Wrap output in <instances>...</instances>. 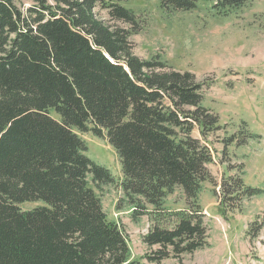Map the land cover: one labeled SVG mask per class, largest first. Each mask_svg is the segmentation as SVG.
Returning a JSON list of instances; mask_svg holds the SVG:
<instances>
[{"label":"trees","instance_id":"trees-1","mask_svg":"<svg viewBox=\"0 0 264 264\" xmlns=\"http://www.w3.org/2000/svg\"><path fill=\"white\" fill-rule=\"evenodd\" d=\"M25 1L23 8L0 0V264H145L132 258L124 229L103 208L99 191L113 175L85 154L77 132L105 137L116 152L121 201L133 221L150 220L142 235L147 262L208 246L204 182L224 216L263 189L245 183L241 163L219 182L212 175L204 138L220 124L201 104L202 83L132 51L137 15L122 0ZM158 1L191 10L198 0ZM177 188L185 205L167 207ZM29 201L40 203L21 208ZM263 225L264 216L248 223L250 240Z\"/></svg>","mask_w":264,"mask_h":264},{"label":"rangeland","instance_id":"rangeland-1","mask_svg":"<svg viewBox=\"0 0 264 264\" xmlns=\"http://www.w3.org/2000/svg\"><path fill=\"white\" fill-rule=\"evenodd\" d=\"M15 3L23 8L29 5L25 0ZM120 3L137 15L138 30L129 35L136 55L143 59L159 57L177 70L193 72L202 83L201 104L218 115L220 124L219 129L204 138L212 151L213 159L208 164L211 171L228 175L238 170L231 166L241 163L245 183L263 189L259 195L244 200L241 210L232 212L237 213L230 219L232 224L241 227L247 222L248 227L249 220L264 216V0H247L240 7L220 11L214 7L216 0H198L191 10L165 9L158 0ZM77 133L86 142L85 154L108 168L115 179L99 191L107 217L124 229L132 258L152 264L144 258L148 250L142 242L150 220L142 215L133 221L130 207L121 201L118 182L122 172L116 152L105 137ZM195 133H199L197 128ZM232 134L234 141L224 145ZM207 184L213 186L208 181ZM203 192L214 197L209 187ZM169 195L177 199L181 191L177 188ZM39 203L29 201L20 206L28 209ZM263 227L257 237L250 240L248 236L251 255L260 253L256 248H264ZM221 230L225 231V227ZM204 248L183 254L180 259L168 258L153 264H203ZM226 261L231 264L229 257L222 264Z\"/></svg>","mask_w":264,"mask_h":264},{"label":"crops","instance_id":"crops-1","mask_svg":"<svg viewBox=\"0 0 264 264\" xmlns=\"http://www.w3.org/2000/svg\"><path fill=\"white\" fill-rule=\"evenodd\" d=\"M193 135L199 137V133ZM208 167L210 169L209 165ZM211 173L216 181L219 182L221 173H214L213 171H211ZM209 185H205L204 182L203 190L205 187H209L211 190L214 188ZM215 188H217V186ZM203 190L199 194V202L203 208L208 224L209 243L208 246L204 248L206 249V255L203 264H222L227 257L230 258L231 264H264V248H262L263 250L259 247L256 248L260 253H256L255 255H251L249 252V249L252 247L250 246V241L246 233L247 222L241 227L232 224L230 219L233 220L237 213H228L225 216L222 215L217 195L214 193V197L207 196V194H204L205 192H203ZM169 196L170 195H167L166 197L165 204L167 207L179 209L185 205V198L182 192L181 197L177 199L170 198ZM222 226L225 227V231L221 230ZM240 258L245 259L240 260Z\"/></svg>","mask_w":264,"mask_h":264},{"label":"built area","instance_id":"built-area-1","mask_svg":"<svg viewBox=\"0 0 264 264\" xmlns=\"http://www.w3.org/2000/svg\"><path fill=\"white\" fill-rule=\"evenodd\" d=\"M224 264H228V262L226 261Z\"/></svg>","mask_w":264,"mask_h":264}]
</instances>
